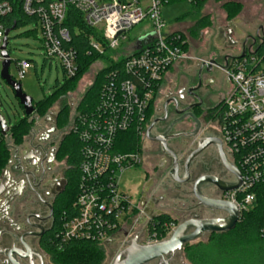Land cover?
I'll return each instance as SVG.
<instances>
[{
    "label": "built area",
    "instance_id": "built-area-1",
    "mask_svg": "<svg viewBox=\"0 0 264 264\" xmlns=\"http://www.w3.org/2000/svg\"><path fill=\"white\" fill-rule=\"evenodd\" d=\"M206 0H186L196 5ZM170 0H23L25 15L34 17L42 36L46 60H57L68 78L77 72V53L72 47L71 31L65 27L70 6L78 10L86 23L102 33L106 47L91 39L95 51L103 54L131 44L122 73L126 78L112 79L103 85L96 115L77 113L70 133L82 141L78 195L70 209L61 215L56 235L59 247L69 242H85L107 248L110 241L143 216L139 200L121 189L123 176L142 165V152L117 149L121 133L135 130L142 139L150 108L165 77L181 65L196 61L191 42L180 31L165 32L162 9ZM10 0H0V59L6 28L1 20L12 13ZM150 20L151 35L128 41L127 34ZM13 29H11L12 31ZM10 31V32H11ZM185 36L186 38H184ZM9 41V40H8ZM264 36L256 45L237 51L225 70L230 81L226 98L218 111L220 137L236 158L242 184L224 195L241 216L255 206V187L264 183ZM6 51L8 52V45ZM9 53V52H8ZM11 60L10 56L8 58ZM19 79L31 68V61L15 63ZM11 67V66H10ZM152 230L153 221L147 222ZM264 238V229L261 231ZM153 233L152 239H156Z\"/></svg>",
    "mask_w": 264,
    "mask_h": 264
},
{
    "label": "flooded vegetation",
    "instance_id": "flooded-vegetation-1",
    "mask_svg": "<svg viewBox=\"0 0 264 264\" xmlns=\"http://www.w3.org/2000/svg\"><path fill=\"white\" fill-rule=\"evenodd\" d=\"M261 22L257 19L251 24L255 27L254 35L247 36L238 20H226L208 35V45L211 40L215 42L223 56L222 63L217 57L196 58L170 71L162 81L142 137L148 142L145 151H141L142 165L145 155L154 172L150 179L146 177L148 183L139 197L143 216L110 241L107 250L115 251L111 264H121L125 258L117 263L119 255L130 249L135 240L138 247L158 244L168 240L169 234L195 214L203 219L201 210L220 213L198 206L194 186L202 177H213L224 186L238 183L236 175L227 168L240 173L236 158L220 137L218 111L230 86L225 72L229 59L241 48L260 42L264 36ZM35 115L36 110L31 116ZM58 117L59 113L51 112L38 137L31 132L23 144L13 147L11 159L0 174V264H64L56 256L62 246L53 235L58 204L69 186L70 125L59 129ZM199 149L186 172L189 158ZM174 157L179 177L173 172ZM166 184L172 185L171 192L165 190ZM197 190L205 198L220 201H225L223 197L228 193L211 183H202ZM179 197H191V207L185 202L177 206ZM165 217L172 219V224L166 227L167 236L152 239L153 230L146 226L148 220L156 227ZM225 233L203 234L197 239L199 242L188 243L174 255L147 264H194L190 253H196L198 247ZM204 236L207 241H201Z\"/></svg>",
    "mask_w": 264,
    "mask_h": 264
},
{
    "label": "trees",
    "instance_id": "trees-1",
    "mask_svg": "<svg viewBox=\"0 0 264 264\" xmlns=\"http://www.w3.org/2000/svg\"><path fill=\"white\" fill-rule=\"evenodd\" d=\"M181 1L186 0H170V4ZM206 1L192 5V9L187 15L191 14L194 9L201 7ZM10 2L13 6L12 13L1 20L7 30L37 23L34 17L24 14L22 10L23 0H10ZM64 25L72 34V43L67 47H72L77 53V72L72 78H68L64 72L67 81L66 86L58 89L52 97L34 103L36 115L40 117L45 116L55 99L63 98L67 92L75 88L81 75L92 62L103 59L109 54L108 52H112L106 50V52L101 54L92 48L90 41L93 38L106 47L102 33L90 27L82 14L72 6L68 8ZM207 25V20H202L198 23V27L201 28ZM37 32L36 25V29L32 33ZM183 37L186 38L185 36ZM261 49H264V43ZM125 61L126 58H122L119 61L111 59L109 67L98 75L96 85L91 88L78 107V113H87L90 116L96 115L103 85L112 79L111 73L114 72L117 78L123 79L127 77L122 73ZM152 112L153 106L150 108L148 118H150ZM72 118L68 107L62 109L58 117L59 129L69 126ZM8 123L10 126L8 137L2 135L0 128V174L11 159V149L23 144L25 138L31 134L35 125V118L34 116H26L24 119L18 120L14 126H11L10 121ZM7 138L10 141H7ZM141 143L142 139L138 137L135 130L131 129L118 136L117 149L122 152H136L140 151ZM67 148L68 161L71 168L69 171V186L58 204L56 233L53 235L55 241L61 226V215L63 211L70 209L76 200L80 180L79 165L82 159V141L73 133H70ZM253 192L256 195L254 208L242 215L240 222L233 230L217 239H213L207 245L198 247L196 253L191 252L190 257L194 264H264V238L261 235V231L264 229V183L257 185ZM171 224L172 219L165 217L160 224L159 222L156 223V229L152 232L156 233L158 238L163 239L168 234L166 227ZM56 256L64 264H103L106 258L104 251L100 247L85 242H69L63 245L60 250H57Z\"/></svg>",
    "mask_w": 264,
    "mask_h": 264
},
{
    "label": "rangeland",
    "instance_id": "rangeland-1",
    "mask_svg": "<svg viewBox=\"0 0 264 264\" xmlns=\"http://www.w3.org/2000/svg\"><path fill=\"white\" fill-rule=\"evenodd\" d=\"M191 9L192 6L186 1L172 3L162 9V19L167 27L165 32L171 30L180 31L188 37L192 45V53L197 59L217 57L218 61L222 63L223 56L219 52L215 42L211 40L208 45V35L211 31H215L216 28L224 24L226 20H238L240 28L247 36L254 35L255 27L251 24L255 23L257 19L262 21L261 23L264 26V0H207L201 7L194 9L191 14L187 15ZM182 17L184 18L181 19ZM202 20L208 21V25L203 28L198 27V23ZM35 29L36 24L34 23L13 29L8 38V52L11 60H13L9 74L17 83H20L23 92L31 97L34 103H38L45 98L52 97L58 89L64 88L67 81L58 61L45 59L41 42L42 36L40 32L32 33ZM153 31V24L150 20H145L127 34L128 41L134 43L139 38L151 35ZM207 46L208 48H206ZM132 52L133 46L126 44L117 50L108 52L109 54L105 58L92 62L81 75L73 90L67 92L63 98L55 99L45 116L40 117L35 115L36 120L32 134L38 137L41 131L46 128L44 120L50 118L51 112L55 114L60 113L62 109L68 107L71 118L75 116L78 113V107L87 93L96 85L98 75L109 67L111 59L119 61L122 58L128 57ZM19 60L31 61V68L23 80L19 79L18 70L15 65L16 61ZM1 70L2 61L0 59V73ZM154 103L155 99L152 106H154ZM0 110L1 114L10 121L11 126H14L18 120L26 117L19 101L14 96L13 90L1 79V76ZM6 140L10 141L9 138ZM147 147L148 142L142 140L141 151L144 152ZM153 174L152 167L148 165L144 155L143 165L127 172L123 176L121 189L129 193L133 200H139L140 194L144 192L148 183L146 177L150 179ZM166 185L165 190L171 192L172 185ZM178 199V202H175L177 206H181L185 202L187 206L191 207V197H179ZM194 199L196 200V198ZM171 202L173 203L174 199ZM201 216L203 219H217L227 215L223 212L215 214L208 210H201ZM146 226L149 227L147 224ZM170 236L171 234L168 237ZM201 241H207V236L202 237ZM101 249L106 256L103 264H111L114 258V249H109V251L111 250L110 253L107 250L108 248Z\"/></svg>",
    "mask_w": 264,
    "mask_h": 264
},
{
    "label": "water",
    "instance_id": "water-1",
    "mask_svg": "<svg viewBox=\"0 0 264 264\" xmlns=\"http://www.w3.org/2000/svg\"><path fill=\"white\" fill-rule=\"evenodd\" d=\"M11 30H6L4 45L2 47V56L5 61L2 62V70L0 73L1 79L13 90L15 98L19 101L20 105L23 107L24 114L26 116H31L35 113L34 101L31 97L26 95L20 83H17L9 74L11 62L8 59L9 53L6 51L8 45V38ZM144 38H140L138 41H143ZM0 128L3 136H7L10 131V126L7 119L1 114L0 110ZM53 131H49V134ZM201 149L197 150L188 160L186 166V172L189 163L194 159L196 155L199 154ZM175 161V176L179 177V166L177 164V158L174 157ZM229 171H232L237 179L238 183L231 186H224L223 183L218 181L213 177H202L200 178L194 186V197L199 202V207H204L206 209L223 212L227 215L224 219H201L198 214L193 216V219L180 224L171 237L168 240L162 241L158 244L138 247L136 246V240L131 242V248L121 253L117 259V263L120 262L121 258L125 260L121 264H147L157 258H163L168 255H174L176 252L182 250L183 246L196 241L200 236L206 233H220L228 232L233 230L236 225L241 220V213L237 207L231 202H225L220 200H212L203 197L197 190L198 186L202 183H211L223 192H232L236 190L243 182L241 174L237 171H233L227 166ZM177 181V180H176ZM180 182V181H179ZM184 183L185 181H181ZM192 230L191 233L189 231Z\"/></svg>",
    "mask_w": 264,
    "mask_h": 264
},
{
    "label": "crops",
    "instance_id": "crops-1",
    "mask_svg": "<svg viewBox=\"0 0 264 264\" xmlns=\"http://www.w3.org/2000/svg\"><path fill=\"white\" fill-rule=\"evenodd\" d=\"M177 68V67H176Z\"/></svg>",
    "mask_w": 264,
    "mask_h": 264
}]
</instances>
